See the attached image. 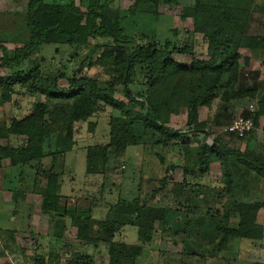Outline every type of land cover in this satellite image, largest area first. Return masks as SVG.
Returning <instances> with one entry per match:
<instances>
[{"label":"trees","instance_id":"obj_1","mask_svg":"<svg viewBox=\"0 0 264 264\" xmlns=\"http://www.w3.org/2000/svg\"><path fill=\"white\" fill-rule=\"evenodd\" d=\"M250 1L135 0L133 7L143 5V11L152 14L158 2L181 4V18H191L193 32L202 34L206 40L205 57L195 56L187 43L166 41L160 47L153 42L135 43L116 17L110 19L115 11L108 9V0H27L22 14L26 34L22 44L9 51L3 45L5 39L0 38V105L8 102L13 94L42 96L41 102L32 104L33 111L27 116L11 117L9 123L0 122V139L24 137V144L19 146L0 144V161L7 159L10 166H33L35 179L44 180V186L39 190L41 212L50 219L57 216L69 218L70 224L76 228L77 238L84 242L107 243L108 264H136L135 259L141 249L112 241L117 231L114 224L104 221L93 223L89 212L67 210V198L59 193L58 173L51 167L54 162L45 167L43 160L63 159L74 144L73 125L88 121L89 128H93L94 123L89 119L106 113L108 142L87 148L85 164L89 171L104 169L108 149H113L115 160H118L129 147L155 150L156 160L164 169V157L159 149L177 144V140L185 136L167 125L170 115L185 112L188 133L204 135L202 130L206 125L198 120V109L211 105L220 86L219 99L225 104L243 98L256 99L255 111L250 109L249 115L243 116L252 119L254 128L259 117L264 115V94L256 98L255 89H241L245 77L238 63L243 58L244 65L248 64L249 58L242 57L239 52L242 47H264V40L260 37L244 36ZM55 44L74 52L71 60L75 62L76 69L70 77L62 79L66 85L60 84L61 76L56 73L44 75L38 66L19 69L21 63L41 47ZM173 53L189 54L190 63H177L172 58ZM91 66L99 67L101 71L96 76L90 75L87 71ZM2 70L10 73L2 74ZM139 77L143 78V83ZM131 86H136V90ZM118 91L123 100L116 96ZM253 128L243 138L250 136ZM192 150L197 156L195 162L189 164L185 158L184 169L205 173L210 165L217 162L226 185L217 191V197L221 193L226 196L224 212L216 226L218 246L224 248L226 242L234 237L262 239L263 229L255 221L264 204L234 200L233 177L238 173L230 169L229 160L241 163L247 171L261 178H264V161L258 157L255 161L250 160L249 156L241 155L222 143L219 137H215L211 144L184 149L187 154ZM158 181L164 190L168 178L164 175ZM184 186L176 185L175 188L182 190ZM195 186L201 188L197 184ZM188 189L190 194L196 192L191 187ZM173 191L171 194L174 195L176 192ZM135 205L138 222H145L148 229L153 221H164L169 217L170 212L166 211L174 210L173 207L168 210L153 208L144 203ZM230 212L236 216L235 223L228 220ZM73 255L74 258L61 264H90V256L86 252L79 251ZM42 261L40 258L37 262Z\"/></svg>","mask_w":264,"mask_h":264},{"label":"rangeland","instance_id":"obj_2","mask_svg":"<svg viewBox=\"0 0 264 264\" xmlns=\"http://www.w3.org/2000/svg\"><path fill=\"white\" fill-rule=\"evenodd\" d=\"M251 1V8L247 6L250 12L244 36L260 37L264 40V0H253L252 3ZM134 3L135 0H108L107 7L115 11V15L112 14L110 19L116 17L135 43L153 42L157 47L163 46L166 41L187 43L192 47L195 56L205 57L206 40L202 34L193 32L191 18H181V4L158 2L155 5V13L152 14L143 11V5L133 7ZM26 4L27 0H0V38L5 39L1 41L9 51L20 46L26 38L22 15ZM239 52L242 57L249 58L246 66L243 58L238 60L245 77L241 89H255L257 98L264 94V47H242ZM73 53L62 45L44 46L24 60L19 69L28 70L38 66L44 75L56 73L61 76L60 84L64 86L65 80L62 79L70 77L76 69L75 62L71 60ZM172 58L180 64H189L191 60L187 53H173ZM100 71L99 67L91 66L87 73L96 76ZM1 72L10 73L9 70ZM225 78L226 75L223 76V82ZM140 79L143 83V78ZM131 88L136 90V86ZM221 91L220 86L209 107L199 108L198 120L206 125L202 130L207 132L204 135L188 133L185 112L170 115L167 125L180 130L186 137L177 140V144L171 143L174 145L159 149L164 157V169L156 160L155 150H150L149 147H129L122 159L118 160H115L113 149H108L104 169L89 171L85 164L87 148L108 142L107 114L91 117L89 121L94 123L93 128H89L88 121L75 123L74 144L63 159L56 157L49 161L46 158L42 163L47 167L50 162H54L51 167L58 173L59 193L67 198V210L89 212L93 223L104 221L114 224L117 231L114 232L112 241L140 247V254L135 259L136 264H264V225L260 240L234 237L226 242L224 248L218 246L216 226L221 221L226 199L222 193L217 197V191L226 186L222 181L219 163L210 165L205 173L193 171L191 168L184 169L185 158H188L189 164H193L197 157L193 150L187 154L184 149H193L203 143L211 144L215 137H219L222 143L241 155L249 156L252 161L257 157L264 161V115L259 117L250 136L237 139L225 132V127L233 119L248 116L250 109L255 111L256 99L243 98L225 104L219 99ZM116 96L124 99L120 91ZM41 101L42 96L39 94L35 97L13 94L8 102L0 105V122L9 123L11 117L27 116L33 111L32 104ZM0 144L19 146L24 144V137L9 136L7 140L0 139ZM229 165L230 169L238 173L233 177L232 188L233 198L239 202L235 197L237 191L243 195L247 193L246 189L252 190L257 186L254 180L257 175L247 171L241 163L229 160ZM8 167L18 171H11L8 177L1 172L0 188L14 185L15 188L18 186L23 189L24 186L25 190H30L33 200L28 216L20 201L10 200L7 203L4 211L8 216L14 217L13 225L19 229L28 228L29 233L21 235L17 247H10L9 241L12 239L7 238L9 233L3 231L2 235L0 234V264H48L50 258L58 259L55 263L50 261L51 264H61L69 258H74L75 256L71 255L74 251L89 254L90 264H108L107 243L84 242L77 238L76 228L70 224L69 218L57 216L50 219L41 212L39 190L43 188L44 180L35 179L36 170L33 166ZM164 175L168 181L162 190L158 179ZM195 184L203 189L200 190ZM176 185L185 186L179 190L175 188ZM189 187L196 192L188 193ZM158 188V193L154 195ZM172 189L176 192L175 196L171 194ZM261 192L263 194L260 193L259 198L264 204V192ZM134 203H144L153 208L167 210L173 207L175 211H166L170 212L169 217H165L164 221H153L148 229L145 222H138ZM28 217H31L30 224ZM228 220L235 223V214L230 212ZM132 222L135 224L131 225ZM140 225L142 229H139ZM145 232L148 233L147 236ZM40 258L42 263L37 262Z\"/></svg>","mask_w":264,"mask_h":264},{"label":"crops","instance_id":"obj_3","mask_svg":"<svg viewBox=\"0 0 264 264\" xmlns=\"http://www.w3.org/2000/svg\"><path fill=\"white\" fill-rule=\"evenodd\" d=\"M198 111H199V109H198ZM0 162H1L0 163L1 164L0 165V173L4 172V174L6 175L5 177H8V175L11 174V171H14V172L16 171V173H17V171H18L17 169H14L13 167H10V168L8 167L10 165H9V162L7 159H5V160L2 159ZM7 164H8V166H6ZM3 169L7 172H5ZM254 180H255V183H257V186H255L250 191L248 189H246L247 190L246 194H243V195L238 194V192H240V191H237V194L235 197H237V200L239 199L238 200L239 203H247V204H251V203H255V202L262 203V200H260L261 198H259V196L261 197V194H263L261 192V190L264 192V179L257 176V179L255 178ZM33 194L37 195V193H33ZM32 197L33 196H32V194H30V190H25L24 186H23V189L18 188V186L15 188L14 185H11V187L9 186V188L8 187L0 188V234L2 235L3 231L9 233L7 238L12 239V241H9L10 247L19 246L18 245V239L22 237L21 235H25V232L26 233L28 232V230H27L28 228L25 230L22 228L23 229L22 230V229H19L18 227L13 225L15 222L14 217L12 218L11 215L8 216L7 214H5L4 210L6 208V205H7V203H9L10 200L12 202L20 201V203H22V207L25 210L26 216H28L30 213L31 202L33 200ZM38 208L40 209V203L38 205ZM41 215H42V213H41ZM30 219H31V217H28L29 224L31 223ZM50 222H52V221H50ZM255 222H256V224H258L261 227H262V225H264L263 224V222H264V208H261L258 211V213L256 215V221ZM14 240H16V241L14 242ZM77 252L78 251H74L71 253V255L74 253H77ZM57 260L58 259H51L50 258V261H52V263H55V261H57ZM50 261L48 264H51Z\"/></svg>","mask_w":264,"mask_h":264},{"label":"built area","instance_id":"obj_4","mask_svg":"<svg viewBox=\"0 0 264 264\" xmlns=\"http://www.w3.org/2000/svg\"><path fill=\"white\" fill-rule=\"evenodd\" d=\"M252 128L253 123L250 117L238 116L225 127V132L235 136L237 139H242Z\"/></svg>","mask_w":264,"mask_h":264},{"label":"water","instance_id":"obj_5","mask_svg":"<svg viewBox=\"0 0 264 264\" xmlns=\"http://www.w3.org/2000/svg\"><path fill=\"white\" fill-rule=\"evenodd\" d=\"M204 133H207L206 131H203Z\"/></svg>","mask_w":264,"mask_h":264}]
</instances>
